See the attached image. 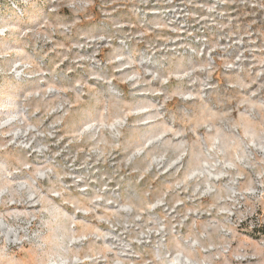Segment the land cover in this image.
I'll return each mask as SVG.
<instances>
[{"label":"rangeland","instance_id":"rangeland-1","mask_svg":"<svg viewBox=\"0 0 264 264\" xmlns=\"http://www.w3.org/2000/svg\"><path fill=\"white\" fill-rule=\"evenodd\" d=\"M0 264H264V0H0Z\"/></svg>","mask_w":264,"mask_h":264}]
</instances>
